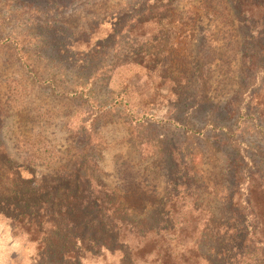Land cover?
<instances>
[{
  "label": "rangeland",
  "instance_id": "374dc122",
  "mask_svg": "<svg viewBox=\"0 0 264 264\" xmlns=\"http://www.w3.org/2000/svg\"><path fill=\"white\" fill-rule=\"evenodd\" d=\"M52 1L57 5L59 0ZM161 1L64 0L62 12L53 4L50 13H42L27 4L26 8H21L14 0H0L4 18L16 12L24 13V19L19 22L11 19L6 33L25 41L30 62L40 77L54 79L58 85L56 91L48 85H32L25 73L12 63L10 54L2 50L0 97L15 104L10 110L6 108L0 127V147L6 150L11 164L24 166L23 178L34 176L37 182H47L46 189L50 187V180L71 174L79 151L90 141L91 161L97 165L96 177L106 186L109 195H114L113 204L119 215L133 217L144 228L171 227L167 218L158 221L159 224L155 222L154 213L162 210L155 206L158 202L155 199L161 200L171 191L175 192L172 186L168 187L174 165L171 158L160 155L159 148L165 146L163 153L178 149L187 155L190 150V146L184 144L183 131L177 128L178 124L188 121L201 130L205 119L214 121L217 117L215 120L220 125L228 127V136L234 134L235 139L248 146V157L264 179V73L257 80L245 77L242 70L248 58L258 52L252 41L248 44L246 37L252 35L256 39L261 26H254L252 34L240 28L233 0ZM162 3L166 4L163 12L160 11ZM205 3L211 10L202 7ZM42 5L37 6L42 8ZM147 17L159 20L155 34L132 37L129 25ZM45 22L50 23L55 34L48 33L39 40L37 36L45 29L38 26ZM109 26L117 30L116 39L95 45L96 41L106 38ZM44 38L54 45L55 40L60 41L59 46L65 50L55 54L41 49V43L46 44ZM51 43L47 44L50 48ZM262 45L257 62L260 65H256L263 67V42ZM96 46L107 47L97 51ZM94 51L97 56L92 55ZM95 57L105 68L92 76L97 62L90 68L87 65ZM76 90H84L106 110H99L88 97L58 94ZM241 91L254 97L247 109L248 119L239 120L237 124L238 114L229 119L225 113L232 114L233 106L240 102ZM210 110L211 114L206 117ZM144 114L152 117L147 121L148 126L143 125ZM91 119L96 120L94 126L89 122ZM207 135L211 140L210 150L196 166L205 173L206 183L191 186L181 194L184 207L179 206L185 210H180L176 218L177 229L187 233V229L195 228V237L205 229L198 240L207 261L235 264L240 248L236 243L245 234L246 227L245 216L240 218L236 204L239 203L245 214L255 212L253 202L250 210L240 203L248 198L246 187L251 192V201L264 197L260 196L262 189H258V181L245 182V166L240 164L235 148L229 146V138ZM201 149L206 151L204 145ZM244 183L240 191L239 186ZM30 190L33 188L1 187L0 213L8 217L16 215V208L21 207ZM139 203L144 204L145 217L135 218L133 209H137ZM258 205L264 210V203ZM143 219H146L144 223ZM257 223L261 225L259 228ZM261 223L251 220L247 227L260 230L264 221ZM231 236L233 244L228 241ZM123 241L124 248H128L123 249V255L108 254L103 260L87 264H160L155 263V257L143 254L146 245L141 248L136 238L128 237ZM262 241V245L254 247L257 259L262 261L260 264H264V239ZM36 249L25 235L14 236L9 222L0 215V264H45L40 259L45 253L40 255L42 250L37 257ZM68 261L66 259L65 263Z\"/></svg>",
  "mask_w": 264,
  "mask_h": 264
},
{
  "label": "trees",
  "instance_id": "16d2710c",
  "mask_svg": "<svg viewBox=\"0 0 264 264\" xmlns=\"http://www.w3.org/2000/svg\"><path fill=\"white\" fill-rule=\"evenodd\" d=\"M14 1L21 4V8H26L27 6L30 8L35 7L37 12L40 11L42 13H50L52 5H56L52 0ZM157 1L160 3L162 2L161 0ZM166 1L167 3L169 2V0ZM25 4H27V6ZM38 4H43L42 8H38ZM233 4L236 10V21L240 28L251 32L254 26H261L260 33L258 34L259 36H257L256 39L252 35L246 37L248 44L249 40L250 42L252 41V45L256 47L258 52H255L251 58H248L247 63L243 61L245 65L242 66L245 77L249 76L250 78L252 76L251 78L254 77L260 80L259 76L264 73V66H259L260 64L257 62L260 60V55L258 53L261 52L260 50L263 47L262 42L264 44V0H233ZM64 5V0H59L56 5L57 11L63 10ZM162 6L163 9H160V11L162 10L161 12L164 11L166 4L162 3ZM202 7L211 10L209 4L205 3ZM228 13L231 14V11L229 10ZM11 19L12 21L19 22L24 19V13L16 12L14 15L12 14L10 18H4L0 10V58L2 57L1 55H3L2 50H6L10 54L9 57L12 63H15L18 69L25 73V77L31 80L32 85L37 87L48 85L53 91L58 90V85L54 79H42L39 72L33 67L30 62V54L27 51L25 41L6 33L7 29L5 28L10 27ZM38 22L41 23L43 21L39 20ZM158 25V19L156 20L155 17H147L134 21L128 28L132 37L145 38L150 34L154 35L158 29ZM38 27L45 29V32H41L40 35L37 36L39 40L43 39V36L46 37L48 33H51V36L55 34L51 30L53 27H51L50 23ZM113 27L114 26H109L106 38L96 41L95 45L114 41L117 37V30H114ZM251 36L253 37L252 39ZM44 41L46 44L41 43L43 45L41 49L43 50L49 49L55 54L65 50V48L59 46L60 41L55 40V45L45 40V38ZM48 43L53 44L51 48L47 45ZM106 47L107 46H96V50L101 51ZM107 53L109 52L107 51ZM66 55H68V52H66ZM92 55L97 56L98 54L94 51ZM96 62V73H93L92 76H96L104 67L97 57L92 58V61H90L87 66L90 68L93 66V63ZM256 63L259 65H256ZM142 69L148 70L146 68ZM77 90L73 93L58 94L64 97L70 95L77 96L79 94L80 96L88 97L89 100H93L94 103L98 105L97 101L91 98L90 94L84 93V90ZM26 93L27 91L25 94ZM253 97V94H249L247 91H241L240 102L233 106L232 114L228 112L225 113L226 117L230 119V117L233 116V118H235L238 114L237 124H239V120L248 119V116H246L247 109ZM119 101L121 103L122 99ZM13 103L15 104L13 101H7V98L4 101L2 97H0V127L5 118L6 108L10 110ZM98 107L99 110H106L104 106L100 107L98 105ZM214 110H216V107ZM206 114L207 117L208 114H211V110ZM219 115H221L220 112L218 116ZM212 117H215L214 114H212ZM216 118L217 117H215V119ZM215 119L214 121L213 119H205L201 123V130L195 129L194 124L192 125L188 121L184 125L178 124L177 128L183 131L184 144L190 146L188 155L181 153L178 149H171L163 153L165 146L159 148V150H161L160 155L162 156L163 154V156L171 158V162L174 165L171 177H168L170 180V183L168 182V187L170 188L172 186L171 189L175 190V192L171 191L170 194L163 196L161 200L158 198L155 199L158 201L155 206L162 210L154 213L157 217L156 221H154L159 224L161 222L158 221L167 218L171 227L165 225L162 228H148L147 226L144 228V225H141L136 219L134 220L133 217H129L124 213L119 215V210L113 204L114 195H109L106 186L102 185L96 177L97 172L95 169L97 165L91 161L93 149L90 148V141L79 151L80 156L78 155L76 163L72 165L73 170L71 174L62 178L59 177L50 180L48 183L50 187L46 189H44V185L47 182H43L42 180L37 182L34 176L30 179L23 178L22 173L26 171L24 166L11 164L6 150L0 147V189L1 187L2 189H6L7 187H16L17 189L21 187H25V189L26 187L29 189L33 188V190H30L29 196L25 197L20 203L21 207L16 208V215H10L11 217L2 213H0V215L9 222V227L14 236L20 234L25 235L28 243L36 246V250L38 251L37 257L45 253V256H40L42 257L40 259H42L45 264H87L103 260L108 254L123 255V249L124 251L128 250L127 247L124 248L125 243L123 240L128 237L136 238L140 241L141 248L146 245L145 250L142 252H146L143 254L155 257V263L211 264L204 256V251L202 252L199 247L200 244L198 239L201 238L205 229L200 232L201 234L199 233L200 237L199 234L195 237V228H191L192 230L189 229V231L187 229V233H184L183 230L177 229L179 222L178 224L176 223V221H178L176 218L179 217L181 213L180 210H185V208H180L179 206L181 205L184 207V202L180 199L181 194L189 191V188L196 185L202 186V184L206 183L205 173L201 170H197L196 166L200 160L204 161L205 153L210 150L211 140L207 133L216 134L217 136L225 135L229 138V146L235 148V152L241 159L240 164H244L245 166L243 169V175L246 177L245 182L249 184L253 180L258 181V189H262L260 196L264 197V179L255 171L254 163L250 157H248V146L237 138L235 139L234 134L228 136V127L220 125ZM144 120L145 123H143V125L148 126L147 121L152 120V117L144 114ZM89 122L91 126L96 124L95 119H91ZM172 124L175 125V121L172 120ZM262 136H264L263 131ZM203 145L206 151L204 149L202 151L201 148H203ZM175 161L176 164H174ZM201 166H203V164H201L200 167ZM244 185L245 183L241 187L239 186L240 191L244 189ZM247 189L246 187L245 191L248 193V198L245 201H240V199H238V202L240 201L241 205L249 210L253 202V204H255L253 209L255 212L245 214L244 210L241 211L239 203L236 204L240 211V218H242V215L245 216L244 221L246 222V227L244 228L245 234L236 243V246L240 248L235 264H260L262 261L257 259L258 256L255 255L254 247L263 244L264 226L259 230L258 228L261 226L259 223H257L258 228L252 226L247 227V223L251 220L255 222L259 220L260 223L264 221V210L258 205L259 203H264V198H254L253 201H251V192ZM258 200H260V202ZM136 208L137 209H133L136 214L131 212L135 215V218L137 216L142 218L145 215V212L142 211L144 204L139 203ZM196 209L195 207V211ZM145 221L146 219H143V223ZM184 237L186 238L184 239ZM259 237H262V239H258ZM226 238L225 236L224 239ZM228 239V241H231V244H233V236ZM203 240L204 238H202V241ZM47 241L51 243L47 244ZM176 251L177 255H175ZM40 252L42 253L40 254ZM262 255L260 259H263ZM66 259L69 260L67 263H65Z\"/></svg>",
  "mask_w": 264,
  "mask_h": 264
}]
</instances>
